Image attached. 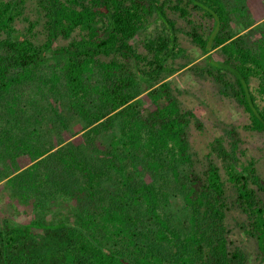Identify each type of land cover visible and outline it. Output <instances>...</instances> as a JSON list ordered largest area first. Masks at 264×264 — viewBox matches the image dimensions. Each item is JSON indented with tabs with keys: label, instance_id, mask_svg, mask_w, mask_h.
Listing matches in <instances>:
<instances>
[{
	"label": "trees",
	"instance_id": "1",
	"mask_svg": "<svg viewBox=\"0 0 264 264\" xmlns=\"http://www.w3.org/2000/svg\"><path fill=\"white\" fill-rule=\"evenodd\" d=\"M26 1L0 0V162L13 166L18 157L28 156V168L6 178L26 191L41 185L35 182V172L53 156L52 162L78 178L71 194L88 209L72 212V220L2 221L0 264H243L240 251L227 248L224 183L235 190L247 221L244 232L264 264V179L252 160L242 165L218 139L212 151L223 160L224 177L211 161L201 173L191 169L185 130L193 116L180 110L165 81L156 82L168 71L165 60L180 51L166 9L182 18L189 10L197 11L208 22L206 37L193 28L187 35L219 77L225 72L233 79L232 84L222 77L220 82L246 112V127L264 135V31L252 42L233 35L222 0H32L42 20L43 37L35 42L13 26ZM149 19L160 21L165 30L143 44L152 56L146 62L149 69L135 68V74L114 61L98 59L120 55L134 65L145 62L129 43ZM75 31L78 36L72 37ZM58 38L70 39L55 46ZM137 75L155 82L147 92L151 108L144 115L133 102ZM32 85L41 95H53L61 87L68 112L91 127L90 146L100 126L112 128L117 121V134L101 149L98 163L73 148L45 158L48 151L38 146V129L28 130V120L20 117L25 113L20 103L27 96L24 90ZM136 163L152 182L135 183L130 169ZM184 166L188 169L183 172ZM110 175L118 177V192L104 198L99 184ZM159 177L179 184L187 211L184 233L167 217L165 187L154 183Z\"/></svg>",
	"mask_w": 264,
	"mask_h": 264
},
{
	"label": "rangeland",
	"instance_id": "2",
	"mask_svg": "<svg viewBox=\"0 0 264 264\" xmlns=\"http://www.w3.org/2000/svg\"><path fill=\"white\" fill-rule=\"evenodd\" d=\"M222 1L227 7L226 17L230 32L233 35L245 36L248 42L256 40L261 31H264V0ZM25 4L21 15L16 17L13 23L14 29L18 34L39 42L43 34L37 5L32 0H27ZM166 14L173 22L177 38L176 47L180 51L175 50L173 56L165 60L168 71L162 72L156 82L165 81L171 94L177 99L180 110L189 112L193 116L189 118L185 130L188 152L192 158L190 168L196 173H201L206 163L211 161L217 165L220 175L224 177L223 160L212 151L213 142L218 139L223 148L242 165L252 160L256 174L264 179V135L246 127L248 122L246 112L231 97L226 86L220 82L223 78V81L232 84L233 79L225 72H220L219 77L217 69L215 70L205 61L198 46L192 43L190 36L187 35V32L193 28L200 36L206 37L207 20L193 10H189V14L183 18L178 12L171 11L169 8L166 9ZM164 31L160 21L149 19L146 28L139 31L130 41L129 45L135 54L144 58L145 62L139 60L138 64L134 65L130 58L124 59L120 55L99 56L98 59L114 61L135 74H137L135 68L149 69L146 62L151 60L152 56L144 49L143 44L146 40L155 39ZM76 33L77 31L72 37H77ZM70 38L64 40L58 38L55 46H64ZM95 78H97L96 72L92 80ZM154 83L137 75L138 97L136 96L133 102L142 115L151 108L147 92L151 86L155 85ZM250 85L254 87L255 80L252 79ZM38 90L36 85L25 88L24 95L27 96L22 97L20 102L25 113L20 117L22 120H28V130L38 129L36 135L38 146L48 151L45 158L53 154H62L65 150L73 148L78 149L85 160L98 163L102 158L101 149L109 144L111 134H117V121L113 120L112 128L106 129L103 125L100 126L96 140L90 146L87 137L88 129L91 127L86 126L79 118L68 112L61 87L58 85L53 95L47 92L41 95ZM257 100L259 104H262L260 97L257 96ZM91 102L95 103L92 100ZM27 157H18L13 166L10 161L9 163L8 161L0 162V224L2 221H7V224H23L34 220H43L46 223L66 217L72 220V212L78 213L80 210L88 209L86 203L80 202L71 194L78 188V178L70 170L62 169L52 162L53 156L47 159L46 167L41 163L38 171L35 172V182L41 184L36 188L37 190L24 191L22 187L17 186L18 184H14L17 187H13L12 181L6 178L26 170L31 164ZM13 167L17 170L10 171ZM187 169L188 167L184 166L182 171ZM130 170L135 183L152 182L139 163ZM166 180L168 181L165 182L163 177H159L154 179V183L165 187L168 201L163 204L164 210L167 217L172 220L175 229L184 233L187 211L183 206L181 189L179 184L174 185L169 178ZM117 182L118 177L113 175L101 181L99 190L104 198L107 195L117 194ZM224 184L227 211L223 223L227 231V248L230 251L239 250L244 258L243 264H262L253 239L244 232V224L247 221L235 201V190L228 183ZM64 188L66 191H63ZM136 210L143 211V208L138 207ZM143 215L142 212L141 217Z\"/></svg>",
	"mask_w": 264,
	"mask_h": 264
}]
</instances>
